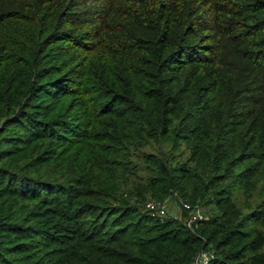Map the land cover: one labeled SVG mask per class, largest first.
<instances>
[{"label":"trees","instance_id":"16d2710c","mask_svg":"<svg viewBox=\"0 0 264 264\" xmlns=\"http://www.w3.org/2000/svg\"><path fill=\"white\" fill-rule=\"evenodd\" d=\"M204 249L264 264V0H0V264Z\"/></svg>","mask_w":264,"mask_h":264},{"label":"built area","instance_id":"2783aa9c","mask_svg":"<svg viewBox=\"0 0 264 264\" xmlns=\"http://www.w3.org/2000/svg\"><path fill=\"white\" fill-rule=\"evenodd\" d=\"M145 209L150 216L157 218L165 217V210L160 203L146 202ZM180 211L184 214L183 227L191 234H193L199 224L202 221L203 213L201 210L192 206L186 201H180ZM213 254L211 250L204 249L199 250L191 259L189 264H208L212 259Z\"/></svg>","mask_w":264,"mask_h":264},{"label":"rangeland","instance_id":"374dc122","mask_svg":"<svg viewBox=\"0 0 264 264\" xmlns=\"http://www.w3.org/2000/svg\"><path fill=\"white\" fill-rule=\"evenodd\" d=\"M149 150H150L149 148L145 149V151H149ZM132 161L135 162L134 159H132ZM138 175L141 176V175H143V173L140 172V174H138ZM180 201L188 202L186 199L179 198L175 193L172 192V193L166 194L161 199L154 198V197H147L143 201V204H145L146 202L160 203L165 210V217L164 218L171 219L175 223L179 224L180 226H183L184 214L179 209ZM190 204L192 206L198 207L201 210V212L203 213L202 220L205 219L206 217H208L209 212L211 211V210H209L210 209L209 206H200L197 203H190Z\"/></svg>","mask_w":264,"mask_h":264}]
</instances>
